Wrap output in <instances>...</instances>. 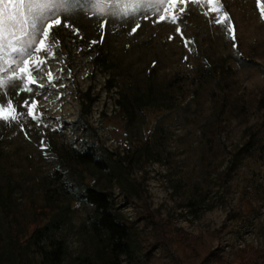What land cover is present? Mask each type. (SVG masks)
I'll return each instance as SVG.
<instances>
[{"label":"rangeland","instance_id":"obj_1","mask_svg":"<svg viewBox=\"0 0 264 264\" xmlns=\"http://www.w3.org/2000/svg\"><path fill=\"white\" fill-rule=\"evenodd\" d=\"M221 3L237 28L236 49L216 14L203 15L206 3L189 4L180 22L188 48L168 22L117 17L101 30L97 18L77 13L70 22L83 39L63 24L52 29L39 55L56 57L37 75L47 87L50 70L62 86L36 96L43 123L22 120L26 137L0 122V264H14L6 244L19 247L50 200L66 202L55 157L80 147L74 122L86 96L95 99L88 131L113 158L106 172L86 167L87 181L131 224L122 264H264V21L255 0ZM70 207L55 232L67 244L61 264H103L90 207ZM35 249L30 264H44Z\"/></svg>","mask_w":264,"mask_h":264},{"label":"snow or ice","instance_id":"obj_2","mask_svg":"<svg viewBox=\"0 0 264 264\" xmlns=\"http://www.w3.org/2000/svg\"><path fill=\"white\" fill-rule=\"evenodd\" d=\"M202 3L208 5V10L203 15L216 14L214 23L223 27L233 49H236L237 28L230 14L223 10L221 0H0V122L9 126L18 125L19 131L26 137L28 132L22 120L31 118L37 127L43 123V114L35 111L38 104L36 96L44 95L45 90L50 91L52 87L62 85L53 83L50 70L47 74L49 85L46 87L39 82L37 74L42 72V66L46 65L49 59L56 57V53L52 52L43 58L39 54L47 50L54 27L63 24L65 28H73L74 33L80 36V30L74 28L70 22L73 15L79 13L89 19L97 18V26L101 30L117 17L125 24L126 18L137 21L151 20L153 25L168 22L176 25L175 32L183 40L184 47L188 48L192 41L185 38L179 25L188 13L189 4ZM255 7L260 19L264 21V0H255ZM148 9L151 10V15L148 14ZM140 27L141 24L136 22L129 35L136 33ZM7 34L11 35V39H8ZM80 39H83V36H80ZM169 39L174 37L170 36ZM56 43L59 44V41ZM96 43L98 41H91L89 47ZM189 51L192 49L189 48ZM22 95L23 101L17 104L15 100ZM44 126L47 127V124ZM40 147L42 153L47 156L44 152L47 145L43 141V134Z\"/></svg>","mask_w":264,"mask_h":264},{"label":"trees","instance_id":"obj_3","mask_svg":"<svg viewBox=\"0 0 264 264\" xmlns=\"http://www.w3.org/2000/svg\"><path fill=\"white\" fill-rule=\"evenodd\" d=\"M59 30V27L55 31ZM104 62V61H103ZM95 99L83 97L81 112L75 124L80 133V147L74 146L67 152L56 153L55 160L60 167L54 169L61 181L59 189L66 197V202L57 203L50 200L47 211L40 214V222L33 226L30 233L15 248L10 239L6 244V252L14 264H30L34 255L27 251H38L44 264H61L66 253L67 244L63 238L55 236L69 220L70 202H80L91 209L88 227L98 235L105 255L103 264H122L119 256L132 251L133 236L130 222H127L115 207L110 194L104 189L96 188L87 181L89 173L86 167H92L100 172L109 170L113 158L97 137L92 135L86 120L88 108ZM126 112L125 108L123 110ZM63 167V169H62ZM63 172V176H59ZM0 204L4 199L0 194ZM14 243V242H13Z\"/></svg>","mask_w":264,"mask_h":264}]
</instances>
